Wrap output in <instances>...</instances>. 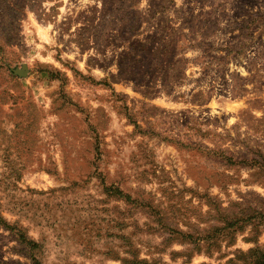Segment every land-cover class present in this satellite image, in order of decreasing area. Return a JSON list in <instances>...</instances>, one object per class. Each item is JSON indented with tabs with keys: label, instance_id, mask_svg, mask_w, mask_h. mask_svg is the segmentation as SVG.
Returning a JSON list of instances; mask_svg holds the SVG:
<instances>
[{
	"label": "rangeland",
	"instance_id": "rangeland-1",
	"mask_svg": "<svg viewBox=\"0 0 264 264\" xmlns=\"http://www.w3.org/2000/svg\"><path fill=\"white\" fill-rule=\"evenodd\" d=\"M0 264H264V0H0Z\"/></svg>",
	"mask_w": 264,
	"mask_h": 264
}]
</instances>
